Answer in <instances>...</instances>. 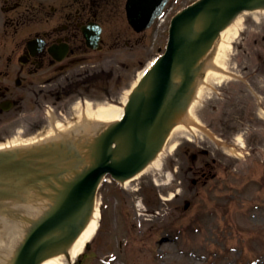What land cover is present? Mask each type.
Returning <instances> with one entry per match:
<instances>
[{
	"label": "rangeland",
	"instance_id": "1",
	"mask_svg": "<svg viewBox=\"0 0 264 264\" xmlns=\"http://www.w3.org/2000/svg\"><path fill=\"white\" fill-rule=\"evenodd\" d=\"M62 1L48 0L50 6L56 7V10L58 3ZM71 1L66 0V5L69 6ZM192 1L194 0H172V13ZM41 2L42 0H35V13H39V16L46 10L44 8L42 13L39 8ZM104 8L105 18L111 12L113 15H123L122 9H112L111 6ZM50 14L52 15L53 11L50 10ZM259 14L261 24L255 23L251 16L244 17L243 32L235 40L239 44L236 42L234 46H242L243 42L248 51L249 67L259 70L260 79L255 81L248 73L242 75L247 68L236 67L237 63L245 64L247 54L235 51V48L230 51L227 60L230 64H227L230 78L224 82L212 81L204 84L200 101L192 112L203 131L194 135L175 133L164 146L161 169L149 172L132 183L131 187L137 182L134 187L143 188L138 197V200H142L139 217L130 208V200L134 197L120 192L121 189L110 190L111 194L105 195L108 189L104 188L101 195H98V200L107 204V211L103 216L104 229L90 243L86 264H103L98 258L109 253L119 257L111 264H264V67L255 66L260 65L261 60L258 58V48L253 46L254 40L261 44L260 37L264 34V13ZM55 15L57 17L58 11H55ZM121 25L125 28L124 23ZM121 25L115 24V31H119ZM35 26L40 30L45 29L42 23H35ZM259 27L262 32H258ZM165 29L166 27L159 31L150 30L142 37L143 41L141 38H131V47L125 51L129 56V65L123 70L126 76L114 88L116 90L113 94L118 90H127L138 72L165 50L168 37ZM117 54L118 52H114L115 56ZM240 75V82L235 81ZM239 88L246 93L243 92L240 99L242 109L238 106L237 110L235 102L219 92L227 91L231 99H235L239 96ZM122 95L123 93L118 92L116 97ZM215 107L217 110L213 111ZM39 111L38 107H35V110L29 113V118L38 119ZM237 112L238 117H235ZM66 115L67 119L63 120L73 121L69 119L68 113ZM57 116L56 120L62 122V118ZM19 128L25 131L27 127ZM208 128L212 135L223 139L220 146L205 139L203 132ZM22 134L17 132L14 135L20 138ZM235 136L242 137L243 148L234 146L232 140ZM186 137L195 140L199 146H209V157L215 155L223 164L220 178L199 190L193 201V208L187 213L183 212L182 205L191 191L187 187L190 176L184 177L185 172H182L187 162L184 154L185 149L196 148L189 145ZM173 144L178 148L172 149ZM230 147L238 151L237 158L224 152ZM176 156L181 170L177 177L171 170ZM116 186L114 185L115 188ZM175 194L176 197L167 200ZM145 210L152 213L148 215ZM154 211L160 214H154ZM134 217L141 220L138 226L134 223ZM109 230L113 233H109ZM120 241L125 245L119 255L117 244ZM65 264L69 262L65 260Z\"/></svg>",
	"mask_w": 264,
	"mask_h": 264
},
{
	"label": "water",
	"instance_id": "2",
	"mask_svg": "<svg viewBox=\"0 0 264 264\" xmlns=\"http://www.w3.org/2000/svg\"><path fill=\"white\" fill-rule=\"evenodd\" d=\"M167 1L127 0L129 23L136 30L146 29ZM254 1L202 0L174 18L167 52L151 71L148 90L132 97L123 121L100 141L97 164L60 192L56 207L28 235L14 264H38L65 248L87 220L88 204L100 175L104 172L131 175L152 157L162 142L170 112L187 88L189 72L198 56L236 12L252 7ZM199 14L204 18V28L194 34L193 24ZM178 64L182 65L184 82L169 98L171 73ZM117 140L120 159L114 161L116 152H110V145Z\"/></svg>",
	"mask_w": 264,
	"mask_h": 264
},
{
	"label": "bare ground",
	"instance_id": "3",
	"mask_svg": "<svg viewBox=\"0 0 264 264\" xmlns=\"http://www.w3.org/2000/svg\"><path fill=\"white\" fill-rule=\"evenodd\" d=\"M259 13H264V7L261 6L260 2H255L252 10H246L236 15V17L230 21L228 26L224 27V29L218 33L208 48L206 54L200 59L194 70L195 78L193 81V91L186 93L183 98L182 106L177 109V118L172 119L175 121L171 129L167 127L165 131L166 135L163 138L164 142L167 139L172 138L175 133H181L184 135H188L189 133H198L197 128L199 126V122L192 112L194 111L196 104L200 101L203 85L212 81L219 83L229 79L224 73L227 69L226 63L232 44L242 29L243 19L247 15L253 17L254 19H257V17L259 19ZM196 22L197 26L195 32L197 33L201 28V20L198 19ZM152 64L153 61L149 62L147 67L137 75V79L133 82L132 89L136 87L137 83ZM175 72L174 78H172L173 88H176L180 84V77L178 76L177 70ZM201 73H203V76ZM143 90H145V87ZM129 95L130 91H127L122 96V104L126 103ZM75 109L77 112V123L62 124L57 122L56 126L53 127V129H48L43 136L40 135L25 140L14 138L12 141L2 144L0 143V153L6 151L7 149L24 148V152L19 154V158H21L26 156L25 153L28 151H32V149L34 150L35 145L42 144L44 141L50 143L51 141L57 140L58 146L56 145L54 148H56L55 151H57V157L60 158L56 160L54 168H45V174H54L55 176L56 171H54V169L58 168L57 165L62 166L65 169V174H63L60 183L55 184V187H59L61 189L64 188V182L72 180L79 173H82L86 170V168L90 167L93 161V151L98 148V143L102 135L113 125V123L118 122L122 118L124 112L122 107L108 103L98 105L96 109L93 108L90 103H86L83 109H81L80 105H77ZM172 120L170 118L169 121ZM72 127H76V129L80 130V133H77L74 137L77 138L78 136L81 140L83 139L82 141L84 146L82 142L75 141L73 139L74 137L71 138L73 140L72 143L68 142L67 138L62 137L66 135L68 137L71 136ZM69 133L71 134L68 135ZM78 138L76 140H79ZM235 141L239 147H243V139L241 136H238ZM73 145L83 147L80 149L83 153L82 158L80 157V160H78L80 162H77L79 164L78 168L75 167L77 163L75 164L73 160H67V158L70 157L69 154H71L70 150L72 151L74 148ZM172 147V149H174V146ZM159 151L161 152L155 154L149 162L145 163L144 167L137 172V174L128 180H125L122 184L128 185L131 181L136 180L149 172L160 170V156L163 149ZM232 151L234 150L231 149V152ZM117 152L115 153V156H118ZM6 161L10 160L4 158L0 160V164H5ZM33 163L36 165L35 162ZM42 169L44 168L42 167ZM2 170L3 173L0 175V183L5 182L7 187L11 188L12 186L14 191H18L17 193L13 192V195H9L7 197L0 196V264H12L20 245L27 237V233L38 221L50 212L52 207L54 208L57 205L60 193L57 191V188H54L47 191V193H49L48 196L41 197L40 191L42 190L36 189L39 187L38 182L33 180V183L32 181H28V183L31 182L28 184L25 182L26 178L23 177L25 180L22 178L19 179L23 182L21 183L23 188H20L17 185H12L17 178L14 179L11 171L7 169ZM43 174L44 173L39 174L41 175L40 177H44L42 176ZM36 178L39 179L37 176ZM49 178L50 177H47L46 179ZM51 186L52 185H50L49 188ZM94 198L95 197L93 196L92 200L88 204L90 209H92V215L89 217V220L82 231L78 233L76 238L67 247L66 257L70 263L83 253L85 244L94 237L98 230L100 203ZM42 264H65L64 254H57L52 257H48L47 259H44Z\"/></svg>",
	"mask_w": 264,
	"mask_h": 264
},
{
	"label": "flooded vegetation",
	"instance_id": "4",
	"mask_svg": "<svg viewBox=\"0 0 264 264\" xmlns=\"http://www.w3.org/2000/svg\"><path fill=\"white\" fill-rule=\"evenodd\" d=\"M89 4L81 5L73 16L58 17L62 19L61 22L49 26L54 17L50 16L48 0L39 5L42 13L46 8L41 16L35 13L34 0H0V48L6 64L13 63L12 67H0V141L16 131L17 120L33 103L35 96L43 93L45 98L52 97L56 102H61L74 98L81 84L98 86L103 81L109 83L112 72L83 68L94 67L86 64L91 59L88 55L93 51L80 31L84 21L98 23V3L92 0ZM35 23L47 26L42 32H36ZM36 37L43 40V47L33 55L27 43ZM100 46L104 50L106 40L101 38ZM49 48H60V51L54 53L52 50L50 53ZM59 58L62 60L58 61ZM41 71L44 73L42 90L36 89L35 83V76ZM12 115L14 122L10 125ZM204 167L208 168V163ZM204 172L200 169L194 171L201 175ZM83 259L82 256L77 264H82Z\"/></svg>",
	"mask_w": 264,
	"mask_h": 264
}]
</instances>
